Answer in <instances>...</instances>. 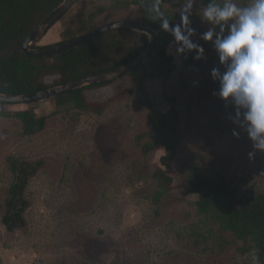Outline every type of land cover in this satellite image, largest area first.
<instances>
[{
    "label": "rangeland",
    "instance_id": "1",
    "mask_svg": "<svg viewBox=\"0 0 264 264\" xmlns=\"http://www.w3.org/2000/svg\"><path fill=\"white\" fill-rule=\"evenodd\" d=\"M115 1L135 0H78L36 45L63 42L66 30L83 36V23L98 28L136 18L132 5L112 10ZM184 3L164 8L179 16ZM101 9L103 14L87 20ZM190 19L204 58L188 54L190 63L183 66L169 45L167 55L176 65L169 84L145 82L155 111L170 108L167 97L176 100L180 143L169 173L160 163L163 149L144 152L153 114L140 95L124 94L126 78L85 91L91 108L103 105L101 114L70 105L57 110L51 100L6 106L11 112L33 110L47 121L42 132L23 137L17 120L0 118V264H253V255L261 264L260 243L237 240L195 213L197 197L186 180L192 166L207 175L219 171L237 197L254 198L264 195V152L254 151L231 122L233 109L213 95L218 84L210 72L218 58L212 44L200 39L209 26L195 8ZM160 168L172 182L156 201L152 175Z\"/></svg>",
    "mask_w": 264,
    "mask_h": 264
},
{
    "label": "trees",
    "instance_id": "2",
    "mask_svg": "<svg viewBox=\"0 0 264 264\" xmlns=\"http://www.w3.org/2000/svg\"><path fill=\"white\" fill-rule=\"evenodd\" d=\"M62 1L0 0V94L22 96L39 93L92 74L120 68L145 50L148 44L146 35L115 29L99 35L76 49L55 56L45 58L27 56L22 51L25 39ZM177 2L181 3L182 0H159V10L169 19L171 26H175L174 20L180 19V16L169 14L164 6L167 3ZM156 4L157 0H135L132 3L115 1L111 6L112 10L121 7L127 10L131 5L134 6L136 18L132 21L154 31L156 35L154 52L144 63L112 82L57 95L49 100L55 103L57 110L70 105L78 111L101 114L103 105L98 109L91 108L86 101L85 91L108 87L113 82L126 78L129 85L123 90L124 94L140 95L142 104L153 114L151 142L144 146V152L150 153L163 149L166 155L160 158V163L169 173L172 171L171 163L175 159L180 143L178 111L174 107L176 100L173 96L167 97L170 108L164 113L157 112L147 99L145 89L147 80L159 81L163 88L167 87L176 70L173 57L167 55L168 46L174 45L173 37L162 31L158 22L153 21ZM201 5L204 6L202 2ZM101 14H103L102 9L97 14L90 15L87 20L92 21L96 15ZM86 25L87 23L81 24L78 32L85 35L97 29L91 24ZM51 28L45 35L51 31ZM45 35L34 41L31 48L52 46L36 45ZM76 35L77 32L66 30L63 33L64 41L60 43L71 41L77 38ZM177 58L183 66L190 63L186 56ZM47 78L51 79V83L45 82ZM166 91L170 89L167 88ZM6 106L8 105L0 103V118L17 120L21 124L23 137L34 136L45 128L46 116H37L30 109L11 112L6 110ZM189 108L187 101L186 110L189 111ZM12 171L16 174L15 169ZM152 177L157 182L158 191L154 193V199L158 201L169 190L172 179L167 177L161 168ZM186 180L190 186V193L197 197L195 213L217 224L222 231L231 233L237 240L249 238L255 243H260L263 248L258 254V261L264 264V195L254 198L237 197L234 188L224 180L219 171L207 175L197 165L190 168ZM17 187L16 185L10 187L9 193L12 197ZM6 222L3 220V225Z\"/></svg>",
    "mask_w": 264,
    "mask_h": 264
},
{
    "label": "clouds",
    "instance_id": "3",
    "mask_svg": "<svg viewBox=\"0 0 264 264\" xmlns=\"http://www.w3.org/2000/svg\"><path fill=\"white\" fill-rule=\"evenodd\" d=\"M194 8L209 26L200 39L212 44L218 58L219 66L210 72L218 84L213 95L233 109L231 122L247 135L254 151L264 152V0H247L244 5L237 0H186L178 12L181 23L175 26L159 10L157 0L153 21L173 37L175 55L195 53L194 59L200 61L204 48L193 41L196 32L190 27ZM233 136L239 137L235 129ZM252 260L256 264L257 257Z\"/></svg>",
    "mask_w": 264,
    "mask_h": 264
},
{
    "label": "water",
    "instance_id": "4",
    "mask_svg": "<svg viewBox=\"0 0 264 264\" xmlns=\"http://www.w3.org/2000/svg\"><path fill=\"white\" fill-rule=\"evenodd\" d=\"M78 0H63L53 11L47 16L33 31L27 36L23 45L22 51L30 57L35 58H45L50 56H55L73 49H76L80 45L93 40L99 35L115 30V29H124L136 33H141L146 35L148 44L143 52H141L133 60L129 61L126 65L108 71L104 73L92 74L74 81H70L48 90L22 95V96H8L0 94V103L6 105H15V104H29L35 102H42L56 97L57 95H62L71 91L96 86L99 84H104L112 82L125 74L132 71L137 66L145 62L154 52L156 44V35L153 30L148 27L141 25L135 21H119L115 23L106 24L98 27L93 32L85 34L83 36L77 37L71 41H67L60 44H55L46 48L32 49L31 45L34 41L40 39L45 33L55 24L60 17H62ZM119 25V27H116ZM150 34V39L149 35Z\"/></svg>",
    "mask_w": 264,
    "mask_h": 264
}]
</instances>
